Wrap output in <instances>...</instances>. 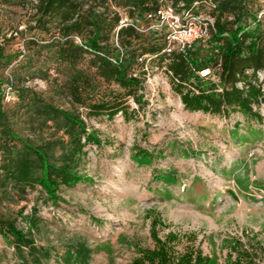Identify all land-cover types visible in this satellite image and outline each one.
Wrapping results in <instances>:
<instances>
[{"label":"rangeland","instance_id":"374dc122","mask_svg":"<svg viewBox=\"0 0 264 264\" xmlns=\"http://www.w3.org/2000/svg\"><path fill=\"white\" fill-rule=\"evenodd\" d=\"M77 1L81 10L119 8L110 0ZM262 6L261 0H249L250 14ZM35 17L31 4L0 5L2 109L20 138L32 143L59 138L62 144L53 160L69 161L88 179L60 187L55 202L38 186L0 188V218L48 250L49 257L40 264H128L137 247L152 246L149 220L153 216L168 229L193 233L212 264H230L225 254L231 236L246 234L264 242V101L253 106L262 116L260 123L238 112L224 117L187 111L171 89L164 61L158 66L153 60L144 74L138 65L132 66L141 87L136 91L138 101L127 98V118L119 112L111 118L88 117L86 109L64 93L70 76L81 78L87 102L112 99L121 89L97 77L87 65V56L75 62L56 60L53 47L41 46L51 40L53 29L38 30ZM256 31L264 32V14ZM149 38L142 33L130 40L126 57L139 52ZM74 42L78 44L75 38ZM111 47L109 37L106 52ZM196 60V74L218 91L214 45L200 44ZM205 62L207 67H202ZM203 69L205 76L200 73ZM19 89L80 112L98 145L87 144L81 148L83 153H73L69 138L55 132L49 122L31 123L23 109L18 110ZM28 215L36 218L35 228L29 229L25 222ZM19 262L12 243L0 235V264Z\"/></svg>","mask_w":264,"mask_h":264},{"label":"trees","instance_id":"16d2710c","mask_svg":"<svg viewBox=\"0 0 264 264\" xmlns=\"http://www.w3.org/2000/svg\"><path fill=\"white\" fill-rule=\"evenodd\" d=\"M102 2L104 0H101ZM163 0H110L113 6L124 8L128 16L138 15L156 8ZM173 4L184 2L189 5L195 0H170ZM200 6L205 8L203 0ZM212 5L205 8L214 19L215 32L209 38L216 48V63L219 64V91H213L196 74L195 61L200 45L188 49L183 55L163 53L154 57L159 66L171 73L168 76L171 89L179 96L182 107L187 111L228 116L238 112L246 118L262 122V116L253 109L264 101V32H257L255 14L249 12V0H209ZM31 4L36 15L35 28L48 32L51 40L42 47H53V55L60 62H75L87 56V65L94 69L97 77L112 82L121 92L112 99L85 101V87L81 78L70 76L64 82V93L69 99L86 109L85 115L96 117L104 114L111 118L119 112L127 118V98L138 101L136 91L141 87V79L131 76L136 55L159 52L161 40L152 32L140 51L133 53L119 64H112L106 57V42L111 37L119 18L114 10L106 7L96 10L88 6L80 9L77 0H0V5L25 6ZM250 18L251 22L246 19ZM252 25V26H251ZM142 33L131 26H122L117 31V39L123 47ZM80 43L74 42V37ZM155 40H159L156 43ZM150 41V42H149ZM30 42H33L30 40ZM207 63L202 67H207ZM194 66V67H193ZM1 84V83H0ZM3 89L0 87V188L8 184L32 188L38 186L45 197L52 202L59 199L60 187H69L85 176L73 170L69 161L53 160L55 149L62 144L59 138L50 136L39 143L20 138L9 127V116L2 109ZM18 110L23 109L31 123H50L55 132L69 138L73 153H83L84 145H98L93 130H86L80 112L70 111L45 102L35 94L17 90ZM264 124V120H263ZM149 217V216H147ZM29 229L36 227L34 215L25 217ZM165 230L161 235L159 230ZM0 235L9 239L20 264H40L49 257L47 249L36 246L25 232L0 218ZM149 236L151 247H137L136 255L128 264H212L210 257L203 253L199 243H195L193 233L168 229V224L158 216L150 217ZM226 257L230 264H264V242H259L246 234L231 236L227 244Z\"/></svg>","mask_w":264,"mask_h":264},{"label":"built area","instance_id":"2783aa9c","mask_svg":"<svg viewBox=\"0 0 264 264\" xmlns=\"http://www.w3.org/2000/svg\"><path fill=\"white\" fill-rule=\"evenodd\" d=\"M261 1L263 6L255 14L252 23L260 21L264 14V0ZM203 3L207 9L212 6L209 0H203ZM205 8H202L200 2L196 0L189 5L184 4V2L173 4L170 0H163L156 8L145 11L141 15L134 13L131 17L123 8H114L119 18L110 37L112 49L104 55L112 64L116 65L126 58L125 47L121 46L117 39V31L122 26H131L139 33L152 32L161 40L162 48L159 52L135 56L134 63L139 66L141 73L144 74L147 64L157 55L161 53L183 55L188 49L208 42L215 32V26L212 15ZM74 38L78 40L79 44L80 39L76 36ZM162 68L167 76L171 75L164 65ZM200 73H202L201 76H205L206 70L203 69ZM130 74L133 77H138L133 69Z\"/></svg>","mask_w":264,"mask_h":264}]
</instances>
